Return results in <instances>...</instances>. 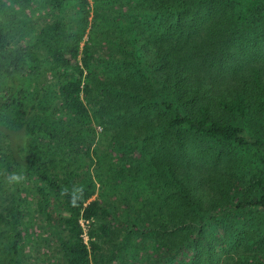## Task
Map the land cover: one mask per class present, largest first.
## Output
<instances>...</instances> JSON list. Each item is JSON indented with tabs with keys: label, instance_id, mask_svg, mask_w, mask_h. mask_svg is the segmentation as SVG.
I'll return each instance as SVG.
<instances>
[{
	"label": "trees",
	"instance_id": "trees-1",
	"mask_svg": "<svg viewBox=\"0 0 264 264\" xmlns=\"http://www.w3.org/2000/svg\"><path fill=\"white\" fill-rule=\"evenodd\" d=\"M0 79V264L48 238L59 264H264V0H0ZM74 161L106 166L96 197Z\"/></svg>",
	"mask_w": 264,
	"mask_h": 264
},
{
	"label": "rangeland",
	"instance_id": "rangeland-1",
	"mask_svg": "<svg viewBox=\"0 0 264 264\" xmlns=\"http://www.w3.org/2000/svg\"><path fill=\"white\" fill-rule=\"evenodd\" d=\"M40 1H43V0H40ZM14 9H16V7H14L13 5H11ZM34 5H32L33 7ZM27 8L26 10V14L28 16H32L34 17V23L37 25V24H42L43 21H47V20H51L50 16H47V11H46V14L44 15V12L45 10H42L41 8L39 7H34V8ZM17 10V9H16ZM65 17H68L70 18L72 16V11L71 12H68L66 11L64 13ZM56 16V14H53L51 15L52 18H54ZM45 69H40L39 70V73H42L44 72ZM8 84L6 81L4 82V80L0 79V87H3L4 85ZM57 84H59V81L55 78H52L50 75H39L38 77L35 78H26L24 81H23V88L26 89V98H28L29 100H32L34 101V103L38 102L39 100L41 101H46L47 103L51 104L53 103L55 97H56V90H57ZM43 86V87H42ZM42 88H46V92L43 93L42 92ZM30 105H27V107L29 108ZM26 111H29L28 109H26ZM36 117V124H41V123H45L46 125L49 126L50 130L54 127H50L49 124H47L46 122H44L41 118ZM102 131V128L100 125L96 126V137L93 139V143H92V146L91 148H94L96 146V143H97V139H98V136L99 134L101 133ZM36 143L33 145V150L41 155H46V154H49V151H46V148H43V145L45 144V142H42L41 140H38L36 139ZM80 144L82 145H87V143L89 142L88 140L85 141V142H82V141H79ZM113 149L112 148H107V150H104V153L109 155L110 158H112L111 162H116V160L119 158V155L118 153H114L112 151ZM55 151L58 153V154H65L66 152L65 151H60L59 149H55ZM56 152H52L50 151V153H53V154H56ZM243 153V155L240 156L242 157V159L244 158V152L241 151ZM63 157H66L67 158V162L66 163H63V166H67L68 164V161L70 160V158L73 157V155H68V156H62L61 158ZM74 165L79 168L80 166L83 168V170H85L86 172L88 171V173L90 174L91 179L93 181L94 184H96V193L94 195V197L97 196V194L99 193V191L101 190L102 188V185L100 184V181L97 179V174H101L103 173L104 176H108V173L106 170V166H103L101 167L100 164H97V163H93V164H88L86 162L84 163H81L80 161H74L73 162ZM97 172V174H96ZM112 178L109 177L108 182H111ZM146 181H155L154 178L151 176L148 180ZM151 186L156 190V184H151ZM24 188H28L27 185H24ZM104 190L108 189V185H104L103 187ZM150 187L147 188V190H141V189H135L133 188L132 190V196L133 197H136L138 200L137 202H143L144 201V197L148 198L152 193L149 191ZM93 197V198H94ZM32 197H28L29 200H31ZM108 200L110 201H114L115 200V196L114 194H110V196L108 197ZM137 203V204H138ZM28 206V209L30 210V213L29 215L27 216V220L30 221L29 224H26V227L29 228V225H30V229H31V232L29 231V235L31 236V241H36L38 237H40L41 235L43 236V233L47 234V230L46 229H39L38 228V224L35 225L34 227H32V223L33 222H36L35 220V213H33V203L30 201L29 204H25ZM82 223V226L84 228V230L86 231L87 228H88V225L86 222L84 221H81ZM45 234V236H46ZM85 241H87V238L86 236L84 237ZM105 240L107 241H110L109 240V237L108 238H105ZM110 244V242H108ZM107 243V245H108ZM36 245L38 246V249H36L35 247H30V245H27V249L26 251H30V254L28 256L29 258V263L28 264H59V262L53 258H51V260H48L46 262H44L43 260L49 258V257H56L57 256V252L55 250L56 246H55V243L54 242H51V240L48 238V241H45L43 242L42 241H38L36 243ZM38 253H37V251ZM41 256V259H39V257ZM120 261H116V259H114V255H112L110 257V263L109 264H119ZM26 264V263H25Z\"/></svg>",
	"mask_w": 264,
	"mask_h": 264
},
{
	"label": "clouds",
	"instance_id": "clouds-1",
	"mask_svg": "<svg viewBox=\"0 0 264 264\" xmlns=\"http://www.w3.org/2000/svg\"><path fill=\"white\" fill-rule=\"evenodd\" d=\"M26 179V177L23 175V173H11L7 177V182L9 184H19L23 182ZM77 191H80L79 189Z\"/></svg>",
	"mask_w": 264,
	"mask_h": 264
}]
</instances>
